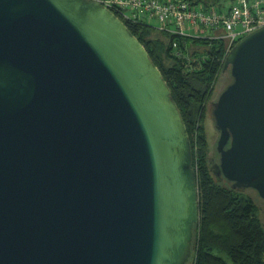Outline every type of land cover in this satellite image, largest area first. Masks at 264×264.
Masks as SVG:
<instances>
[{
  "label": "water",
  "instance_id": "1",
  "mask_svg": "<svg viewBox=\"0 0 264 264\" xmlns=\"http://www.w3.org/2000/svg\"><path fill=\"white\" fill-rule=\"evenodd\" d=\"M211 167L264 202V24L226 55ZM193 145L159 66L98 0H0V264H188Z\"/></svg>",
  "mask_w": 264,
  "mask_h": 264
},
{
  "label": "trees",
  "instance_id": "2",
  "mask_svg": "<svg viewBox=\"0 0 264 264\" xmlns=\"http://www.w3.org/2000/svg\"><path fill=\"white\" fill-rule=\"evenodd\" d=\"M204 3L218 7L224 4L222 0ZM118 14L163 72L192 141L200 220L194 226L193 255L188 264H264L261 204L246 189L233 188L218 177L210 162L208 101L224 69L226 40L183 35Z\"/></svg>",
  "mask_w": 264,
  "mask_h": 264
},
{
  "label": "built area",
  "instance_id": "3",
  "mask_svg": "<svg viewBox=\"0 0 264 264\" xmlns=\"http://www.w3.org/2000/svg\"><path fill=\"white\" fill-rule=\"evenodd\" d=\"M98 1L129 20L155 18L159 29L225 39L224 58L240 37L264 24V0H231L221 7L199 0Z\"/></svg>",
  "mask_w": 264,
  "mask_h": 264
},
{
  "label": "rangeland",
  "instance_id": "4",
  "mask_svg": "<svg viewBox=\"0 0 264 264\" xmlns=\"http://www.w3.org/2000/svg\"><path fill=\"white\" fill-rule=\"evenodd\" d=\"M199 1L201 3L205 2V0H199ZM222 1L224 3L231 2V0H222ZM150 21L154 24H158L157 23L158 21L155 18H150ZM230 81H231V73H230L229 68L221 70V72L219 73L218 79L216 81L214 92L208 101L206 129H207L208 140H209L210 147H211V157H213V161L218 159L217 151H216V146H217L216 140L218 138L219 131L216 128L212 110H213L214 102L218 99L220 93ZM246 191L251 193L255 197L256 201L261 204L262 217L264 220V202H263L262 197L258 194V192L255 189L246 188Z\"/></svg>",
  "mask_w": 264,
  "mask_h": 264
},
{
  "label": "crops",
  "instance_id": "5",
  "mask_svg": "<svg viewBox=\"0 0 264 264\" xmlns=\"http://www.w3.org/2000/svg\"><path fill=\"white\" fill-rule=\"evenodd\" d=\"M225 4V3H224ZM152 23V22H151ZM152 24H154V23H152Z\"/></svg>",
  "mask_w": 264,
  "mask_h": 264
}]
</instances>
